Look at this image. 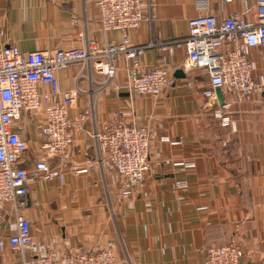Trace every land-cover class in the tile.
I'll return each instance as SVG.
<instances>
[{
    "label": "crops",
    "instance_id": "1",
    "mask_svg": "<svg viewBox=\"0 0 264 264\" xmlns=\"http://www.w3.org/2000/svg\"><path fill=\"white\" fill-rule=\"evenodd\" d=\"M96 1L0 0V44L27 52L83 46L88 39L99 45L120 42V31L102 30ZM205 1L201 9L197 0H155L154 19L131 30L132 41L179 39L189 19L200 13L223 18L255 3ZM159 58L160 51L151 49L140 60L151 67ZM185 58L183 43L168 53L174 82L158 97L116 89L128 80L124 57L108 84L105 75H90L81 65L58 71L63 90H82L71 112L89 109L88 129L100 130L110 120L148 125L149 158L156 168L134 196L123 199L119 181L96 162L95 140L77 134L72 162L88 172L62 170L59 177L30 185L23 214L31 222L34 244L64 252L112 244L119 264H204L207 247L241 243L243 264H264V95L238 99L221 89L217 104L210 105L204 95L208 75L199 68L185 70ZM252 58L257 71L264 72V49H254ZM177 69L185 76H175ZM223 102L230 105L226 112L234 126H223L214 115ZM32 119L25 114L19 129L30 145L22 162L27 168L37 155ZM177 159L195 166L173 167ZM176 180L185 182L178 186ZM14 225L9 205L0 221V264L18 261L8 242Z\"/></svg>",
    "mask_w": 264,
    "mask_h": 264
},
{
    "label": "built area",
    "instance_id": "2",
    "mask_svg": "<svg viewBox=\"0 0 264 264\" xmlns=\"http://www.w3.org/2000/svg\"><path fill=\"white\" fill-rule=\"evenodd\" d=\"M154 1H96L102 30L120 31V42L99 45L95 39H88L83 46L27 52L17 45L0 44V221L5 207L10 205L15 225L8 242L19 257L16 264H119L112 244L90 251L65 252L37 246L31 222L23 214L32 182L59 177L62 170L76 174L88 172V168L72 162L71 147L77 134L95 140L96 162L119 181L123 199L134 196L136 187L156 168L149 158L148 125L110 120L100 130L88 129L86 122L91 111L71 112L82 90L78 86L63 90L58 71L81 65L90 75H105L108 84L117 75L119 59L124 57L128 80L116 89L158 97L174 82L168 53L176 44L183 43L184 69L199 68L209 77L210 87L204 95L210 105L217 104L218 88L238 99L264 95V72L257 71L252 58L254 49H264V0H255L244 13L234 11L223 18L200 13L189 19L187 31L179 39L134 43L130 32L154 19ZM197 5L204 9L207 4L205 0H197ZM245 14H251V18L246 19ZM151 49H158L160 58L156 65L146 67L140 57ZM220 104L214 110L215 117L223 126H234V120L226 112L230 105ZM25 114L33 115L32 125L37 135L34 147L37 155L31 168L22 164L30 151L28 140L19 132ZM171 165L193 168L195 163L177 159ZM184 182L176 180L175 185ZM244 257L245 247L241 243L213 245L206 248L204 264H243Z\"/></svg>",
    "mask_w": 264,
    "mask_h": 264
},
{
    "label": "water",
    "instance_id": "3",
    "mask_svg": "<svg viewBox=\"0 0 264 264\" xmlns=\"http://www.w3.org/2000/svg\"><path fill=\"white\" fill-rule=\"evenodd\" d=\"M174 75L177 76V77H184L185 76L183 69H177L175 71ZM217 93H218V95L220 94V89L219 88L217 89Z\"/></svg>",
    "mask_w": 264,
    "mask_h": 264
}]
</instances>
